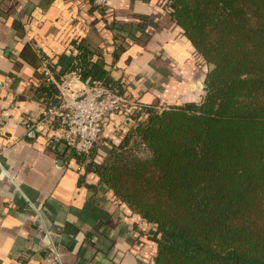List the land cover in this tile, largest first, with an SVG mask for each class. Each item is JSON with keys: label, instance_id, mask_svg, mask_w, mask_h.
<instances>
[{"label": "trees", "instance_id": "trees-1", "mask_svg": "<svg viewBox=\"0 0 264 264\" xmlns=\"http://www.w3.org/2000/svg\"><path fill=\"white\" fill-rule=\"evenodd\" d=\"M157 2L204 67L201 101L149 105L143 119L133 108L113 113L122 121L102 160L93 158L96 146L74 156L141 216L151 247L143 264H264V0ZM124 37L116 35L121 46ZM71 44L76 54L56 80L69 71L99 79L98 52L84 37ZM33 90L48 106L60 102L54 81Z\"/></svg>", "mask_w": 264, "mask_h": 264}, {"label": "crops", "instance_id": "crops-1", "mask_svg": "<svg viewBox=\"0 0 264 264\" xmlns=\"http://www.w3.org/2000/svg\"><path fill=\"white\" fill-rule=\"evenodd\" d=\"M103 8L93 0H0V147L8 145L0 154V264H37L46 252V230L63 264H143L151 253L141 216L86 167L87 160L25 124L48 108L33 90L45 65L53 66L57 82L78 37L98 52L92 60L103 66L99 79L122 84L128 101L158 107L201 101L204 67L168 9L157 0H109ZM130 33L135 36L124 37ZM116 35L124 37L123 46ZM121 121L120 115L107 120L95 161L109 150Z\"/></svg>", "mask_w": 264, "mask_h": 264}, {"label": "built area", "instance_id": "built-area-1", "mask_svg": "<svg viewBox=\"0 0 264 264\" xmlns=\"http://www.w3.org/2000/svg\"><path fill=\"white\" fill-rule=\"evenodd\" d=\"M108 1L93 0L94 4L102 8L107 7ZM42 72L47 81L54 79L53 72L47 64ZM72 73L71 76H62L56 82L60 102L48 106L39 120L25 122L28 128L49 135L51 143H62L72 153L89 154L98 143L105 124L113 113L133 108L140 112L137 119H143L148 115L145 108L149 105L128 101L123 93L109 88L101 79L84 80L86 82L83 85H77L76 79H79L80 74L77 71ZM163 107L156 106L159 109ZM0 123H4L1 104ZM51 130L55 131L50 135ZM7 146L0 147V154ZM81 168L82 165L79 166V169ZM45 235L46 252L37 264H63L58 244L50 231L46 230Z\"/></svg>", "mask_w": 264, "mask_h": 264}]
</instances>
